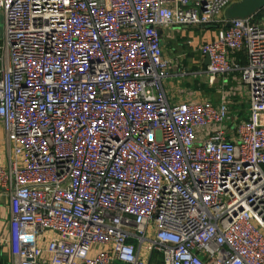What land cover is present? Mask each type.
<instances>
[{"label": "built area", "instance_id": "2783aa9c", "mask_svg": "<svg viewBox=\"0 0 264 264\" xmlns=\"http://www.w3.org/2000/svg\"><path fill=\"white\" fill-rule=\"evenodd\" d=\"M240 1L0 0L13 264H264V9L227 28ZM173 26L217 29L205 73L239 75L245 120L169 104Z\"/></svg>", "mask_w": 264, "mask_h": 264}, {"label": "crops", "instance_id": "0c3cea01", "mask_svg": "<svg viewBox=\"0 0 264 264\" xmlns=\"http://www.w3.org/2000/svg\"><path fill=\"white\" fill-rule=\"evenodd\" d=\"M163 59L168 61V76L162 88L169 104L210 103L218 106L226 103L236 121L245 120L247 112H233L231 108L248 104V91L242 85L238 74L215 77L212 83L205 73L207 65L200 55L202 44L214 40L215 27H170L161 29ZM231 58L245 63L243 52L234 53ZM247 96V98H245ZM12 156L11 147L0 123V171L8 169ZM10 189L0 182V251L1 263L13 264L9 250L10 241Z\"/></svg>", "mask_w": 264, "mask_h": 264}, {"label": "water", "instance_id": "95a60500", "mask_svg": "<svg viewBox=\"0 0 264 264\" xmlns=\"http://www.w3.org/2000/svg\"><path fill=\"white\" fill-rule=\"evenodd\" d=\"M264 9V0H241L228 7L224 12V18L226 20V27H229V22L234 19H245L258 13ZM205 64H209L208 57L205 58ZM1 254V251H0ZM1 260V255H0ZM0 264L1 261H0Z\"/></svg>", "mask_w": 264, "mask_h": 264}, {"label": "rangeland", "instance_id": "374dc122", "mask_svg": "<svg viewBox=\"0 0 264 264\" xmlns=\"http://www.w3.org/2000/svg\"><path fill=\"white\" fill-rule=\"evenodd\" d=\"M3 37H4V23H3V17L2 15H0V41H3ZM2 44V43H1ZM245 98H247V96H245ZM241 109L243 110V113L247 112L248 110V104L242 105V106H236V108H231V110L233 112H237L239 113L241 111Z\"/></svg>", "mask_w": 264, "mask_h": 264}, {"label": "trees", "instance_id": "16d2710c", "mask_svg": "<svg viewBox=\"0 0 264 264\" xmlns=\"http://www.w3.org/2000/svg\"><path fill=\"white\" fill-rule=\"evenodd\" d=\"M261 15L260 13L257 14V16ZM149 264H161L159 255L157 253H154L151 257V260Z\"/></svg>", "mask_w": 264, "mask_h": 264}]
</instances>
